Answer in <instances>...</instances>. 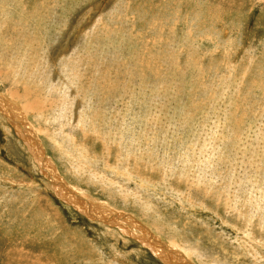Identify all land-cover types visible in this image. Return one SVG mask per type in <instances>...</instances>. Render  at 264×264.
<instances>
[{"label":"rangeland","instance_id":"374dc122","mask_svg":"<svg viewBox=\"0 0 264 264\" xmlns=\"http://www.w3.org/2000/svg\"><path fill=\"white\" fill-rule=\"evenodd\" d=\"M0 104V264H264V0H0Z\"/></svg>","mask_w":264,"mask_h":264},{"label":"bare ground","instance_id":"6f19581e","mask_svg":"<svg viewBox=\"0 0 264 264\" xmlns=\"http://www.w3.org/2000/svg\"><path fill=\"white\" fill-rule=\"evenodd\" d=\"M3 107V108H2ZM2 110H5L4 109V106H2V104H0V114H2V116L4 117V118H6V119H8L5 115H7V114H5V113H3V111ZM2 111V112H1ZM8 116V115H7ZM10 117H12L14 120H16L17 121V119H16V116L14 117V116H12V115H9ZM20 117V116H19ZM23 117V116H22ZM20 119V121H21V118H19ZM25 120V119H24ZM23 121V120H22ZM13 125H15V131H16V133H17V135L19 136V137H21L22 139H23V141H24V143H26V145H27V150L29 151V152H31V154L33 155V157L35 158V160H36V162L39 164V167L41 168V167H43V172L42 173H44L43 175L47 178V180H50V177H48V174H50V175H52V171L50 170H48V172H47V169H48V167L50 166V165H48V159H46L45 157H46V155L44 156V152H43V149L41 148V146H40V143L37 141V139H36V137H35V135H34V133H33V128L27 123V121L26 122H19V123H21V125L23 126V128L24 129H22V128H20V126L18 125V124H16V123H14V122H12V121H10ZM39 145V146H38ZM44 170H46V171H44ZM60 180V179H59ZM59 180H58V182L57 183H53V185H52V187L56 190V192H57V194L59 195V197L60 198H62L65 202H67V195H68V191L66 190V188L65 187H63L61 184H60V182H59ZM50 181H52V179L50 180ZM72 193H74V191H72ZM75 193L77 194V197H78V195H79V192H77V191H75ZM68 201H69V199H68ZM81 204H82V206H81V208L83 209L81 212L82 213H84V214H86V216H89V217H91L93 220H94V218L93 217H95V218H100V220H97V219H95V220H97V221H99V222H103V223H106V222H108V224L109 223H112V224H114V225H116V226H120L122 229H126L127 230V232L128 231H131L130 230V228L128 229V227H127V224H125L126 225V227L124 226V224H122L121 223V220L122 219H124L125 217L126 218H131V220H133L134 218L133 217H131V216H125V217H122V215H123V213H114L113 215H110L111 214V212H107V211H105V210H103V209H100L96 204L95 205H93V203L92 202H90V201H84V200H81ZM72 205V204H71ZM72 206H74V205H72ZM129 218V219H130ZM137 222V221H136ZM128 223V222H127ZM138 223V222H137ZM139 224V223H138ZM132 225V224H131ZM135 225V224H134ZM140 225V224H139ZM133 226V225H132ZM143 229H145L148 233H149V235L151 236V237H153L152 236V233L151 232H149L148 230H147V228H145L144 226H142V225H140ZM139 226V227H140ZM136 228V227H135ZM148 233L146 234V233H142V235H141V239H142V241L145 243L144 245H148L151 249H152V251L154 252V254L156 255H158L160 258H162L163 260H164V262H166V264H179V263H181V264H186L188 261L185 259V257L184 256H182L181 254H179V253H177V252H175L174 250H172V249H169V248H167L168 246H165L164 245V243L162 244V243H160L155 237H153V238H151L149 235H148ZM145 234V235H144ZM138 235V234H137ZM146 235H148V236H146ZM162 244V245H161ZM166 248H165V247ZM190 262V261H189ZM188 262V263H189Z\"/></svg>","mask_w":264,"mask_h":264},{"label":"water","instance_id":"95a60500","mask_svg":"<svg viewBox=\"0 0 264 264\" xmlns=\"http://www.w3.org/2000/svg\"><path fill=\"white\" fill-rule=\"evenodd\" d=\"M7 118H8V120H10V121H12V122H14V123H16V124H18L19 126H20V128H22V129H24L23 128V126L21 125V123H19L18 121H16V120H14L12 117H10V116H7V115H5ZM125 216H131L130 214H128V213H124L123 215H122V217H125ZM94 219H97V220H100V218H95V217H93ZM137 222L138 223H141L140 221H138L137 220Z\"/></svg>","mask_w":264,"mask_h":264}]
</instances>
